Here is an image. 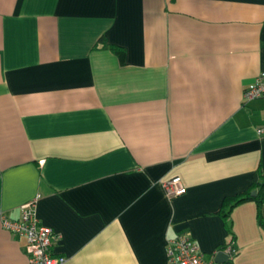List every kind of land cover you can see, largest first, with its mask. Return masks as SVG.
I'll return each mask as SVG.
<instances>
[{
	"label": "crops",
	"instance_id": "crops-1",
	"mask_svg": "<svg viewBox=\"0 0 264 264\" xmlns=\"http://www.w3.org/2000/svg\"><path fill=\"white\" fill-rule=\"evenodd\" d=\"M261 71L264 0H0V215L38 195L62 264H168L181 231L264 264L255 203L218 212L264 175ZM25 245L0 219V264Z\"/></svg>",
	"mask_w": 264,
	"mask_h": 264
},
{
	"label": "built area",
	"instance_id": "built-area-1",
	"mask_svg": "<svg viewBox=\"0 0 264 264\" xmlns=\"http://www.w3.org/2000/svg\"><path fill=\"white\" fill-rule=\"evenodd\" d=\"M255 99H264V71L259 72L243 91L244 102ZM256 133L264 135V126L257 127ZM160 185L170 199L186 192V187L178 176L162 181ZM38 198L36 195L20 205V216L17 219L0 215L1 226L12 235L25 238L24 249L29 264H62L66 258L53 252V246L60 239V235L38 220L35 212ZM224 252L230 258L236 253V249L228 242L224 245ZM166 257L168 264H212L213 258L212 255L210 258L206 257L198 244L182 231L167 241Z\"/></svg>",
	"mask_w": 264,
	"mask_h": 264
},
{
	"label": "trees",
	"instance_id": "trees-1",
	"mask_svg": "<svg viewBox=\"0 0 264 264\" xmlns=\"http://www.w3.org/2000/svg\"><path fill=\"white\" fill-rule=\"evenodd\" d=\"M111 50L117 55L120 62L123 63L124 59V49L115 45L111 46ZM252 191L255 194L252 195ZM245 201H253L256 205V218L259 225L264 229V220L261 214V207L264 205V175L258 173L250 187L242 193L232 195L230 197H225L222 201L220 210L218 211L221 217L226 221L229 217L231 210L240 203Z\"/></svg>",
	"mask_w": 264,
	"mask_h": 264
},
{
	"label": "water",
	"instance_id": "water-1",
	"mask_svg": "<svg viewBox=\"0 0 264 264\" xmlns=\"http://www.w3.org/2000/svg\"><path fill=\"white\" fill-rule=\"evenodd\" d=\"M251 194L254 195V194H255V191H252ZM226 258H228V256H227L226 253H224V252H217V253L215 254L214 261H215L216 263H220L221 261H223V260L226 259Z\"/></svg>",
	"mask_w": 264,
	"mask_h": 264
}]
</instances>
